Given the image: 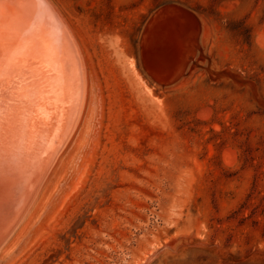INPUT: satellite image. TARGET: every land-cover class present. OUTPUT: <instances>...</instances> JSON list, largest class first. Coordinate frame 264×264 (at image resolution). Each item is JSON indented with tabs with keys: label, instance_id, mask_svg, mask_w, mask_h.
Returning a JSON list of instances; mask_svg holds the SVG:
<instances>
[{
	"label": "rangeland",
	"instance_id": "1",
	"mask_svg": "<svg viewBox=\"0 0 264 264\" xmlns=\"http://www.w3.org/2000/svg\"><path fill=\"white\" fill-rule=\"evenodd\" d=\"M32 2L87 100L0 264H264V0Z\"/></svg>",
	"mask_w": 264,
	"mask_h": 264
},
{
	"label": "bare ground",
	"instance_id": "2",
	"mask_svg": "<svg viewBox=\"0 0 264 264\" xmlns=\"http://www.w3.org/2000/svg\"><path fill=\"white\" fill-rule=\"evenodd\" d=\"M28 1L1 3L0 262L42 205L40 194L74 141L87 100L86 74L71 44L55 24L41 25Z\"/></svg>",
	"mask_w": 264,
	"mask_h": 264
}]
</instances>
